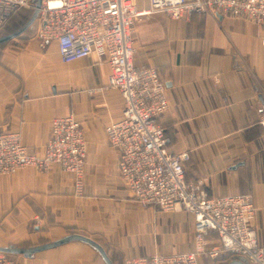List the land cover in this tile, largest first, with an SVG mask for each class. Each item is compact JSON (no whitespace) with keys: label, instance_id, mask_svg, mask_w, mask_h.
<instances>
[{"label":"crops","instance_id":"crops-1","mask_svg":"<svg viewBox=\"0 0 264 264\" xmlns=\"http://www.w3.org/2000/svg\"><path fill=\"white\" fill-rule=\"evenodd\" d=\"M37 28L0 47V133L17 132L21 144L41 153L52 120L72 115L87 141L83 185L76 193L72 175L57 166L1 175L0 248L81 234L114 264L192 252L190 213L139 205L119 173L104 128L121 118L123 100L107 85V63L94 52L63 63L54 42L36 37ZM135 39L134 64L156 68L166 85L169 111L158 122L171 150L188 154L186 180L205 178L212 197L251 195L264 246V25L216 13L173 20L158 12L138 23ZM9 255L20 264H107L82 241ZM233 260L250 264L229 254L201 256L198 264Z\"/></svg>","mask_w":264,"mask_h":264},{"label":"built area","instance_id":"built-area-1","mask_svg":"<svg viewBox=\"0 0 264 264\" xmlns=\"http://www.w3.org/2000/svg\"><path fill=\"white\" fill-rule=\"evenodd\" d=\"M19 8L36 7L34 0H0V26ZM158 12L173 20L216 13L264 25V0H148L146 7L137 0H40L37 9L36 37L54 42L63 63L93 52L107 63V85L119 92L123 110L118 121L105 125V136L136 203L191 215L192 252L131 256L124 264H198L201 256L216 258L223 254L242 256L250 264H264L252 196L212 197L205 189V178L186 180L188 154L171 150L165 128L158 122L169 111L166 85L156 68L136 66L133 61L138 23ZM86 154L87 141L78 121L72 115L56 117L41 153L21 144L17 132L0 133V176L25 167L45 173L57 166L72 175L75 192L79 193ZM0 264L20 263L0 252Z\"/></svg>","mask_w":264,"mask_h":264},{"label":"water","instance_id":"water-1","mask_svg":"<svg viewBox=\"0 0 264 264\" xmlns=\"http://www.w3.org/2000/svg\"><path fill=\"white\" fill-rule=\"evenodd\" d=\"M34 4H35L36 8L34 9L33 15L28 20V22L25 25H23L15 33L0 37V43L5 42L9 39L15 38L16 36H18L19 34L24 32L31 24H33L35 22L36 17H37V9L40 5V0H35ZM73 241H82V242H85V243L91 245L100 253V255L103 257V259L105 260V262L107 264H113L112 261L110 260V258L108 257L106 251L104 250V248L100 244L96 243L91 238L86 237V236L81 235V234L67 235V236H64L62 238L50 241L48 243H45L42 245H36V246L30 247V248H12V247L0 248V252L7 253V254L23 255V256L29 257V256H31L37 252H40V251H43V250H46V249H49L52 247H56V246H59L62 244H66L69 242H73ZM229 264H245V263H243L240 260H233Z\"/></svg>","mask_w":264,"mask_h":264},{"label":"trees","instance_id":"trees-1","mask_svg":"<svg viewBox=\"0 0 264 264\" xmlns=\"http://www.w3.org/2000/svg\"><path fill=\"white\" fill-rule=\"evenodd\" d=\"M33 12H34L33 9L19 8L18 10H16V12L8 19V21L4 25L0 26V37L6 36V35H9V34H13L16 31H18L23 25H25L28 22V20L33 15ZM35 24L36 25L38 24L36 20L24 32H22L21 34H19L16 37H19L20 35H22L26 31H28L30 29V27L32 25H35ZM10 40L11 39L0 43V47L5 46ZM45 243H48V241L39 242L37 245H42V244H45ZM30 247H32V246H30ZM30 247L29 246H14L12 248H30ZM112 263L114 264V262H112Z\"/></svg>","mask_w":264,"mask_h":264}]
</instances>
